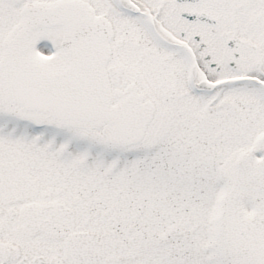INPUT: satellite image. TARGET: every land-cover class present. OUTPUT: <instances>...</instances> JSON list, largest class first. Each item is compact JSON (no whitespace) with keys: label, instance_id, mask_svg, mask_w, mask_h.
I'll return each instance as SVG.
<instances>
[{"label":"snow or ice","instance_id":"6c2138e0","mask_svg":"<svg viewBox=\"0 0 264 264\" xmlns=\"http://www.w3.org/2000/svg\"><path fill=\"white\" fill-rule=\"evenodd\" d=\"M0 264H264V0H0Z\"/></svg>","mask_w":264,"mask_h":264}]
</instances>
